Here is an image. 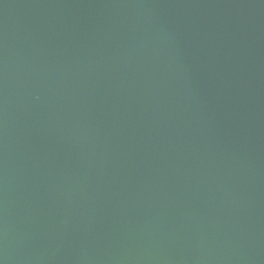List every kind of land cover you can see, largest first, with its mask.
Instances as JSON below:
<instances>
[{
    "label": "water",
    "instance_id": "1",
    "mask_svg": "<svg viewBox=\"0 0 264 264\" xmlns=\"http://www.w3.org/2000/svg\"><path fill=\"white\" fill-rule=\"evenodd\" d=\"M0 264H264V0H0Z\"/></svg>",
    "mask_w": 264,
    "mask_h": 264
}]
</instances>
